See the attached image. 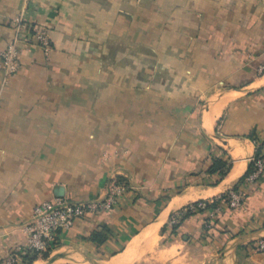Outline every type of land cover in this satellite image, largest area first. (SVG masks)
<instances>
[{
	"label": "crops",
	"instance_id": "obj_1",
	"mask_svg": "<svg viewBox=\"0 0 264 264\" xmlns=\"http://www.w3.org/2000/svg\"><path fill=\"white\" fill-rule=\"evenodd\" d=\"M17 19L31 28L19 72L7 78L0 59V264L35 206L103 200L113 179L130 187L123 204L78 220L33 264H264V174L240 185L241 208L218 206L227 235L209 240L206 213L170 226L230 193L251 136L264 141V0H0V52ZM216 159L231 163L218 184Z\"/></svg>",
	"mask_w": 264,
	"mask_h": 264
},
{
	"label": "built area",
	"instance_id": "obj_2",
	"mask_svg": "<svg viewBox=\"0 0 264 264\" xmlns=\"http://www.w3.org/2000/svg\"><path fill=\"white\" fill-rule=\"evenodd\" d=\"M18 37L5 50L0 52L1 67L4 69L7 78L17 74L22 66L19 46L30 39L28 31L31 28L17 19ZM37 41L48 50L51 46V39L42 28H33ZM259 73H264V63L259 67ZM264 174V152L261 158L255 162V170L246 178L244 185L255 183ZM130 190L127 182L113 179L109 185V192L103 200L92 202H77L64 197H56L51 201H44L33 209L31 218L23 226L26 235L25 243L19 246L3 264H26V257L41 258L44 254L51 252L60 245L61 235L73 228L75 223L90 214L100 213L105 210H112L123 204ZM243 189L230 192L228 206L239 209L245 200ZM214 202L201 201L193 204L175 215L170 226L178 224L185 214L206 213V226L213 227V221L220 212V208H208ZM260 252L264 251V241L257 247ZM35 262V261H34Z\"/></svg>",
	"mask_w": 264,
	"mask_h": 264
},
{
	"label": "trees",
	"instance_id": "obj_3",
	"mask_svg": "<svg viewBox=\"0 0 264 264\" xmlns=\"http://www.w3.org/2000/svg\"><path fill=\"white\" fill-rule=\"evenodd\" d=\"M251 137L253 138V140L257 144V153L255 155V158H254L252 164H251L249 172L247 173V175L240 181V183L233 190H238L240 185L243 184L246 181V178L249 176V174L254 172V170H255V162L259 158H261L262 155H263V152H264V141H261L256 135H252ZM230 169H231V163L226 162V161H224L222 159H216V160L213 161V164L210 166V168L208 170V173L210 175L217 176V180L215 181V184H218L228 174ZM261 177L257 181H259L261 179ZM229 194L230 193L224 194L220 199L215 200L212 205H209L208 208L213 209V208H216V207L220 206L222 203H227L229 201V196H230ZM230 209H234V208L230 207ZM193 215H195V214L188 213V214H185L184 216H182L180 222L178 224H176V225L171 227L172 236L177 235V231H178L179 227L182 225V223L184 221H186L189 217L193 216ZM218 217H219V215L215 217V219L213 221V223H214L213 225H216V223H219V221H218L219 218ZM205 221H204V226L208 230V238H209V240H213L214 237H218V235L219 236L227 235L228 232L222 231V232H219V234H218L217 230L213 229L214 227L208 228L206 226ZM112 233L113 232L107 226H103V227L99 228L91 236V240L93 242L99 244V245H102V244H104V243H106L108 241V239L112 235ZM49 253L44 254L42 257L48 256ZM37 259L38 258H35V257L34 258L26 257V261H27L26 264H33V262L36 261Z\"/></svg>",
	"mask_w": 264,
	"mask_h": 264
},
{
	"label": "rangeland",
	"instance_id": "obj_4",
	"mask_svg": "<svg viewBox=\"0 0 264 264\" xmlns=\"http://www.w3.org/2000/svg\"><path fill=\"white\" fill-rule=\"evenodd\" d=\"M202 213V212H201ZM201 213H198V214H201ZM196 215V214H195Z\"/></svg>",
	"mask_w": 264,
	"mask_h": 264
},
{
	"label": "bare ground",
	"instance_id": "obj_5",
	"mask_svg": "<svg viewBox=\"0 0 264 264\" xmlns=\"http://www.w3.org/2000/svg\"><path fill=\"white\" fill-rule=\"evenodd\" d=\"M84 264V263H83Z\"/></svg>",
	"mask_w": 264,
	"mask_h": 264
}]
</instances>
